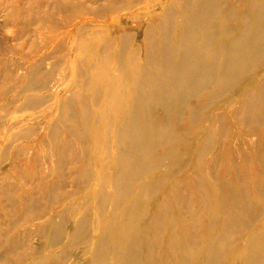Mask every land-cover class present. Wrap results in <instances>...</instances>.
I'll list each match as a JSON object with an SVG mask.
<instances>
[{"label":"bare ground","instance_id":"6f19581e","mask_svg":"<svg viewBox=\"0 0 264 264\" xmlns=\"http://www.w3.org/2000/svg\"><path fill=\"white\" fill-rule=\"evenodd\" d=\"M105 1H107L106 5L90 11L94 13L112 12L121 15V11L130 9L127 5L128 1L135 3L134 7H138V4L142 2V0ZM152 1L148 0L146 3ZM118 3L122 4L124 8L122 6H117L116 8L115 6ZM155 5L157 7L152 10L144 9L141 12L139 9L136 15L137 17L142 15L147 17L139 46L130 45L129 40L133 32H130L129 28L123 31V27L114 26L111 23L112 20L108 26H99L98 30L102 31L107 28L109 30V27L117 29L116 50L114 53L116 58L114 61L116 62L115 68H109L105 75L101 77L102 84L97 86L94 85V80L99 79L100 75L82 70L83 68H88V70L93 71L92 68L94 64L97 65V62L95 63L97 59H80L79 63H74L73 74L76 79H79L73 86L75 93L70 97L61 99L60 112L57 114L58 124L46 127L48 129L46 131L50 130V133H54L61 128L59 127L60 125L63 128V124H65L63 121L67 119L74 126L71 130L66 127L70 135L76 138L85 136L95 138L97 135L87 134L83 130L87 122L95 125L101 119H105L110 125V131L104 137L108 143V158L104 163L105 168H102L105 171L98 180L99 186L108 187L109 190L106 191L107 195L98 200L97 205L106 206L105 198L107 196L112 198L113 203L109 206L105 219L111 222L105 224L99 221V225L102 227L91 238L93 257L94 259L102 258V261H98L96 264H145L144 261L150 257L149 242L146 240L150 225H137V221L144 217L145 212L141 211L136 216L134 215V210L145 204V198L148 195L153 193L158 196L160 189L164 187L166 181H171L172 177H159L154 181H146L142 179V176L150 169L160 168L165 159L171 160L178 156L180 153L175 144L184 143L183 139L192 136L191 127L188 128V126H193L196 123L199 125L204 120L208 131L206 132L205 129L201 135H197L195 166L188 175V181L196 188L195 195L198 198L197 206L199 210L202 208L210 210V199L206 193L207 183L204 181L203 175L206 173L209 176L208 185L214 189L212 199L218 208V217L220 218V222L217 223L216 233L201 241V232L197 227L194 226L193 228L194 224L190 229L189 227L186 229L181 227L179 232L175 231L178 224L173 217L171 203L174 202L176 197L184 200L185 204L184 206L179 204V215L186 218L192 215L186 205V199H189L187 197L188 193L191 192L188 188L189 183L186 182L178 186L172 185L171 189L174 193L170 192L163 196V201L169 204L167 207L162 208L159 203L155 205L151 217V224L153 225L151 242L155 246L159 245L160 234L163 231L159 217L161 214H165L166 216L168 215L166 217V228L169 231L165 247L170 251L175 263L188 264L192 258V251L189 247L194 245L197 248L200 247V254L193 264H221L222 259L228 250L231 249V242H228V239H231L245 228L254 227L255 230H251L249 236L243 241V248L246 250V258L243 264H264V240L258 239L264 237V217L262 216L264 212L261 214L249 213L246 209L252 203L241 186L237 189L231 187L225 181L226 175L220 176L217 172L214 173L209 162H203L205 157H207L205 155L209 153L213 154L215 160V157H218L219 141L225 142V140H228L229 145L226 149L229 155L237 156L243 164L248 166L250 165L249 154H252L254 161L251 163L258 173L262 171L258 155L260 152L259 147L262 144L260 140L262 134L257 131V127L262 124V119L264 120V112L260 107L264 105V83L262 84L264 82V71H260L254 79L252 78L253 80L247 83V86L243 89L239 100L229 101L225 105V110L218 106L219 102H216V100L221 101L222 95L230 94L229 90L233 86L238 85L243 79H251L250 77L257 71L256 69L264 64V0H167L165 4L161 1L151 4V6ZM158 8L159 10H157ZM64 9L67 8L64 6ZM119 17L117 16V20H123V17ZM8 19L10 20V17ZM81 21L74 26L75 31L79 33H76L78 36L83 34L81 32L85 33V30L88 33L89 27H98L93 23H90L89 27H87V24ZM94 28H91L90 31L92 32ZM98 30L90 32L88 34L89 37L94 38L95 35L99 34ZM105 32L102 34L106 35ZM109 39L100 41L99 44L101 45L97 46L96 51L104 52L108 55L112 40ZM92 41H90V44ZM94 55L96 57V54ZM39 64L26 67V76L28 81H30L27 86L25 85L28 91L34 90V88H41L38 86L39 76L37 73L40 71ZM22 74H24V71ZM40 79L42 80V77ZM43 79L44 81L42 80L41 82L45 83V77ZM32 81L37 85L33 84ZM114 85L119 89V98L115 103L116 106L102 114L89 113L86 110L87 104L92 107H102L104 104H108L109 101L105 93ZM249 86L254 87L255 91L251 92L248 88ZM80 91H88L93 97H98L100 100L92 101L91 96V100L86 101L84 97L80 96ZM38 100L35 97V99L27 100L26 104L31 106V103H38ZM258 100H261L260 103ZM75 104L83 111L76 110L74 108ZM233 104L234 109L231 108ZM208 109L209 111L210 109L213 110L209 112ZM226 118L230 119L229 127L232 130L242 131L241 141L237 142L236 139L233 141L231 138L228 139V136L225 137L227 133H224L226 130L224 120ZM181 122L186 123L188 126L186 127L187 129L180 131L182 133L180 135V132L178 133L176 129ZM245 123H252L251 126H254L249 127V129H247V126L246 130H243L245 129ZM255 135H257L259 140L257 147H254L251 142L252 136ZM255 137L254 140L256 139ZM47 140L44 144H46ZM60 143L58 147L61 148L59 149L60 151L62 150L63 154L69 151L75 158L80 157V155L82 158L84 157L82 152L72 149L65 139L60 141ZM165 145H169V150L164 155L154 154L155 151ZM44 146L47 148V144ZM52 149L54 148L52 147ZM49 151L55 152V150L51 149ZM219 152L222 154L224 148ZM60 154H56L58 163L54 162V164L58 165L63 162L62 158L65 156L59 157ZM47 156L48 158L50 157V155ZM84 164L87 165V163ZM56 167H60V165ZM89 167H85V170H89L91 168ZM186 168V166L181 167L177 173L183 172ZM235 168L233 166L231 170L233 171L234 179L240 183L238 171ZM63 169L65 168L61 167V170ZM70 170L72 183H81L83 181L79 177L81 169L72 167ZM88 170L86 173L89 172ZM203 170L206 171L203 172ZM62 176L65 175L62 174ZM45 178L47 177L45 176ZM85 180L90 183L88 181L90 179ZM55 182L52 185L56 184L55 187L58 188V191L65 187V185L62 186V181ZM2 183L6 184L3 181L0 185H3ZM14 184L13 182L10 183V188ZM255 186L256 196L260 197L264 191V184L256 181ZM52 190H55V188H52ZM49 193L53 196L52 192ZM69 194L57 199V201L64 206V202L67 199L66 196H69ZM71 194H74V192ZM137 194L140 196L138 197ZM29 201L30 199L21 202L22 204L25 203L26 207L28 203H30L28 206H33V204L31 205L33 201ZM35 201L38 202L37 199ZM26 207L24 209L27 210ZM62 209L66 210L65 207ZM61 213L64 212L56 210V215L49 216L46 219L42 218V221L39 220V222L35 223L36 228L34 230L36 233L34 235L42 239L46 237L48 230L52 229L53 231L55 229L51 237V240H53L51 243L54 246L57 243L56 240L60 239L58 236H63L62 233H65L64 241H61V244L62 242L64 244L63 247H59L57 251L54 250L50 254L46 253L39 256L47 243L43 242V248L42 246H34V248L29 250V248L24 247V242L6 238L4 239L5 243L0 242V264H12L13 262L15 264H88L85 261L75 263L74 260L56 263L54 261L49 262V255L53 256L57 253L60 256H64L66 254L65 248L69 250L79 245L80 239L85 236L84 232L88 224V218L84 216L66 226V223L63 222V217H60ZM32 215L34 213H30V216ZM211 215L208 217L209 221L207 220L206 226H204V231L211 230L214 226L213 221H217ZM246 215H248V219L245 217ZM24 218H26L27 222V215ZM35 219L37 217L32 216L28 221L31 222ZM195 219L196 217L193 220ZM260 221H262L261 225L259 224ZM94 224L95 226L98 225L97 221ZM47 226L48 229L45 231ZM26 230L28 231V229ZM2 238L1 240H3ZM237 242V239L234 240L233 245ZM178 245L182 252L181 257L175 256ZM29 258L31 260L27 261ZM156 261L158 262L159 260L156 258ZM165 264L170 263L167 260Z\"/></svg>","mask_w":264,"mask_h":264},{"label":"rangeland","instance_id":"374dc122","mask_svg":"<svg viewBox=\"0 0 264 264\" xmlns=\"http://www.w3.org/2000/svg\"><path fill=\"white\" fill-rule=\"evenodd\" d=\"M147 1L148 0H142V2L138 4L140 7H134L135 3L128 1L127 5L130 9L121 11L120 15L112 12H92L94 9L106 5L107 1L105 0H0V183L3 181L6 182V184L2 183L3 185H0V192H3L0 193V240L3 237V240L0 241L1 243H5L6 241L4 242V239L6 238H13V240L24 242V247L27 249L29 248V250L34 248V246L39 247L44 245V243H47V248L45 247L39 256L45 255L46 253L50 254L54 250L57 251L59 247L64 246L63 242L61 244V241H64V237L66 236L65 233H62L63 236H58L60 239L58 238L59 240H56V242L59 245L56 243L57 245L55 244L53 246L51 243L53 241L51 240V237L55 229H53V231L52 229L48 230L46 237L40 239L34 235L36 233L34 228H36L35 223L39 222V220L42 221V218L46 219L49 216L56 215V210H62L64 213H61L60 217H63V222L66 223V226H69L71 223L84 216L88 218V224L85 228V236L84 238L80 239L79 245L74 246L73 249L69 250L65 248L64 250H66V254L64 256H60L57 253L53 256L49 255V262L54 261L56 263L74 260L75 263L85 261L88 264H96L98 261H102L101 257H99V259H94L93 257L91 238L94 236L93 234H96L100 227H102L99 225V221H102L105 224H109V222H111L108 219H105L108 213V208L113 203L112 198L108 196L105 198L106 206L97 205L98 200H100L104 195H107L106 191L109 190L108 187L105 188L103 186H99L98 180L105 171L102 168H105L104 163L108 158V143L104 137L105 135H108V132L110 131V125L105 119H101L100 122H97L95 125L86 121L87 124L85 128L82 129L85 130L87 134L97 135L95 138H90L87 136L83 138H76L70 135V132L67 129L71 130L74 126L70 124L71 122H69L67 119L63 121L65 122V124H63V128L62 125L59 126L61 127L58 130L59 132L55 131L54 133H50V130H46H48L47 128L49 126L58 124L57 114L60 112L61 99L70 97L75 93L73 86L79 79H76L73 74L74 63H79L80 59H97V61H95V63L97 62V65H93V71L88 70V68L82 69L84 71H88V73L92 72L93 74L98 73L100 75L99 79L94 80V85L97 86L102 84L101 77L105 75L107 70L109 68H115L116 62L114 61L116 58L114 57V53L116 50L117 29H111V27H109V30L107 28L106 30L102 31L98 30L99 26H108L112 20L111 23L114 26L118 25L119 27H123V31H126L129 28L130 32H133L129 40L130 45L139 46V43L142 40V34L144 32V25L147 21V17L145 15H142L141 17L136 16L139 9L141 12L144 9L152 10L157 7V5L151 6V4L154 2L161 1L164 4L167 2V0H153L150 3H146ZM64 6L67 9L63 10ZM117 6H122V8H124V6L120 3H118V5L115 7L117 8ZM83 9L84 11H82ZM157 10H159V8ZM117 16H120L119 18L123 17V20H117ZM8 17H10V20ZM79 21L86 23L87 27H89L90 23L96 24L98 26L96 28L89 27L90 30L91 28H94L93 31L98 30L99 34L95 35V39L89 37L88 34L91 32L90 30L88 33L86 30L85 33L81 32L83 34L79 35L80 37L76 35L78 32L75 31L74 26ZM104 31H106L105 34L107 36L102 34ZM106 38H110L109 40L112 39L110 42L111 49L108 51V55L104 52L101 53L96 51L97 46L101 45L99 42L107 40ZM97 40L99 41L97 42ZM90 41H92L91 44ZM91 48L93 49L92 51ZM94 54H96V57ZM37 63H40L39 65L41 72L39 71L37 74L39 76L38 86L41 88L37 87L38 89L34 88V90L28 91L26 86L30 81H28V77L26 76L28 68L27 66ZM256 70L257 71H255L250 77L251 79H243L238 85L233 86L232 89L229 90V92H231L230 94L222 95L221 101L216 100V102H219L218 106L222 109L224 108L225 110V105L229 103V101L239 100V96L241 95L243 89H245L247 86L246 84L250 83L258 75V73H260V71H264V64L262 67ZM23 71L24 74H22ZM40 74L44 75L42 76ZM47 75L49 76L47 77ZM41 77L43 81V78L45 77V83L41 82ZM40 83H42V85H40ZM263 83L264 82H262V84ZM33 84L36 83L33 82ZM115 88L116 87L114 85L112 88L108 89L109 91L107 93H105L106 98L109 101L108 104H104L102 107H92L87 104L86 110L89 113L102 114L103 112H107L109 109H113L116 106L115 103L117 99L119 98V89ZM248 88L251 92L255 91V88L252 86H249ZM79 94L80 96L84 97L86 101L91 100V96L92 101H95L96 99L100 100L98 97H93V95H91L88 91H80ZM35 97L39 99V102L33 104L31 103V106H28L26 104L28 102L27 100L35 99ZM258 101L260 103L261 100ZM233 106L234 104L231 107L232 109L235 108ZM260 107L264 112V105H261ZM74 108L78 111L82 110L76 104L74 105ZM211 110L213 109H210V111L208 109L209 112H211ZM224 122L226 123V130L224 133H227L225 134V137L228 136V139L231 138L233 141L235 139L237 142L241 141L243 136L242 131L239 130L238 133L237 131L232 130L229 127V118H226ZM245 124V129L243 130H246L247 126V129L254 126H251L252 123ZM187 126L188 125L186 123L181 122L177 126L176 130L178 133L180 131L182 132L183 129H187ZM190 127V130H192V136L185 138L186 140L183 139L184 143L175 144V146L179 149L180 154H178V156H176L174 159H165V161H163V165L160 168L150 169L142 176V179L146 181H154L159 177H172V180L166 181L164 187L160 189L158 196L154 195L153 193L148 195L145 198V204L142 207L135 208L134 210V215L136 216L139 215L141 211L145 212L144 217L140 221H137V225H150V231H148L146 235V240L149 242L150 247V257L148 260L144 261L145 264H165L167 260L170 264H178L175 263V260L171 257L170 251L165 247V242L168 238L169 232L166 228V217L168 215L166 216L165 214H161L159 217L163 231L160 234V243L156 246L151 242L153 235L151 217L157 203H159L162 208L169 205L163 201V196L170 192L174 193L171 189L172 185L178 186L181 183H189L188 175L195 166L197 135H201L205 129L206 132L208 131L204 120L201 121L199 125L196 123L193 126H188V128ZM257 131L262 134V138L260 139L262 144L259 147L260 152L258 153L259 162L262 169L260 173L257 172L254 165L251 163L254 161V156L252 154H249L250 165L248 166L243 164L237 156L233 157L231 154L229 155V152L226 149L229 145L228 140H225V142L222 140L219 141V148L217 151L218 157H215V160L213 158V154L209 153L208 155H205L207 157H205L203 162L208 161L214 173L217 172L220 176L226 175L225 181L231 187L237 189L241 186V188L247 194L249 201L252 203V205L246 210L249 213L261 214L264 212V191L260 197H257L255 192V182L259 181L260 183L264 184L263 119L262 124L258 125ZM181 132L180 135L182 134ZM255 136H252L251 142L254 147H257L259 140L257 135ZM254 137L256 138L255 140ZM63 139L68 142L72 149H75L80 153L82 152L84 157L82 158L80 155V157L75 158V156L69 151L64 153V155L61 152L62 150L60 151L61 148L58 147L61 144L60 141ZM46 140V147L51 150H55V152L49 151V149L45 148L44 145L46 144H44V142ZM52 147L54 149H52ZM222 148H224V152L220 154L219 151H221ZM168 150L169 145H165L161 149L155 151L154 154L164 155V153ZM51 152L52 154H50ZM53 152L56 154L61 153V156L59 155V157L65 156L62 158V163H59L58 165L54 164V162H57L56 158H58V156ZM212 153L214 152L212 151ZM45 154L50 155V157L48 158V156H45ZM51 159L55 160L52 161ZM84 163H87V165ZM83 164L84 166H82ZM59 165L60 167H56ZM184 166L187 168L183 172L177 173L178 169ZM233 166H235V169L238 171L240 183L234 179L233 171L231 170ZM61 167L65 169L61 170ZM72 167L74 169H81V173L79 172V177L84 183H72V175H70V169ZM85 167L90 168L89 170L87 169L89 171L88 173H86L87 170H85ZM205 171L206 170H203V172ZM62 174L65 176H62ZM4 175H7V177ZM45 176L47 178H45ZM206 176L207 174L205 173L203 177L204 181L207 183L206 193L210 199V210L206 208L199 210L197 206L198 198L195 195L196 188H194L193 184L191 183L188 184V188L191 190V192L188 193L187 197L189 199H186V205L190 214L192 215L188 216L189 218L179 215L180 205H185L184 200H182L180 197H176L174 202L171 203L173 217L178 224L175 231L179 232L181 227L184 229L189 227L190 229V227L194 224L193 228L195 226L201 232V241L216 233L217 223L220 222V218L218 217V208L212 199L214 189L208 185L209 176ZM85 179H90L88 180L90 183ZM59 181H62V186L65 185V187L60 191H58V188L55 187L56 184L52 185L54 182L58 183ZM12 182L15 183V186L13 185L10 188L9 184ZM44 187L47 191L52 192L53 196H51L52 194L47 192ZM52 188H55V190H52ZM72 191L74 194H71L73 193ZM45 192L50 196H47ZM68 193L71 195L69 194V196H66L67 199L63 206L61 202L57 201V199L65 197V195ZM7 194H9V196H7ZM222 194H224V192H222ZM137 196L139 197L140 195L137 194ZM18 197L20 198L17 199ZM32 198L33 200H31ZM29 199V202L33 201L31 202V205L33 204V206H28L30 203L27 204V207L25 203L22 204L21 201H27ZM34 199H37L38 202H36ZM25 207L27 210L24 209ZM63 207H65L66 210H63ZM167 209L169 211V207ZM31 211L34 213L32 216L37 217V219L30 222L28 219L32 217L30 216V213L33 214ZM26 212H28V214H26ZM24 214H26L28 217L27 222L26 218H24L26 215ZM210 214H212L211 217L216 218L217 221H213L214 226L211 230L204 231V226H206L207 220L209 221L208 217ZM38 215L40 219L38 218ZM262 216L264 217V213ZM194 217H196L195 220H193ZM245 217L248 219V215ZM95 221L98 223L96 226L94 224ZM259 224L261 225L262 221H260ZM250 228H245L240 233L235 234L231 239H228V242H231V249L228 250L227 254L224 256L221 264H243V261L246 258V250L243 248V241L249 236L251 230H255L254 227L251 229ZM26 229H28V231ZM47 229L48 226L45 228V231H47ZM64 230L66 231V229ZM236 239L238 242L233 245V241ZM258 239L263 241L264 237ZM179 248L180 247L178 245V250L175 254L177 257L182 256V252ZM189 248L192 251V258L188 264H193L200 254V247L197 248L194 245H190ZM156 258L159 260L158 262L156 261ZM29 260H31V258H29L27 261ZM12 264H15V262Z\"/></svg>","mask_w":264,"mask_h":264}]
</instances>
